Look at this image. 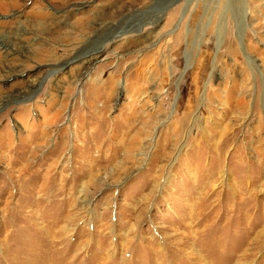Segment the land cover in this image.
Wrapping results in <instances>:
<instances>
[{"label":"rangeland","instance_id":"obj_1","mask_svg":"<svg viewBox=\"0 0 264 264\" xmlns=\"http://www.w3.org/2000/svg\"><path fill=\"white\" fill-rule=\"evenodd\" d=\"M0 4V264H264V0Z\"/></svg>","mask_w":264,"mask_h":264},{"label":"bare ground","instance_id":"obj_2","mask_svg":"<svg viewBox=\"0 0 264 264\" xmlns=\"http://www.w3.org/2000/svg\"><path fill=\"white\" fill-rule=\"evenodd\" d=\"M243 1L244 0H232V4H233L232 9L235 11L236 17L238 19H242V17L244 16L245 13L246 14L249 13V17H252L254 14L251 9L246 10V6L243 5ZM1 7H3L2 4H0V8ZM103 11L104 12L102 13L101 17H107L108 16L107 11H109V9H104ZM53 19L54 18L52 16V21L49 24H47L49 26L47 34L49 33V35L52 37L56 36L57 34H59V32L65 30V27L69 26V22H67V21H64L62 23V21L56 22L57 21V20H55L56 18L54 19V21H53ZM251 22H252V19L249 20V23H251ZM90 29L93 32V28L90 27ZM17 33H18L17 31L14 32V35L12 34L11 36H8L7 39L3 38L4 40H2L0 38V50L4 51L6 56L8 55V57H6V58H12L13 57L14 59H18V58L20 59L21 58L20 57L21 52L24 50V46L22 45V42H24L25 38L33 40V39H31L32 38L31 36H33V34H32V31H30V30L24 31L23 34H21V35H18ZM127 40L128 39H126V41ZM29 48H30V46H29ZM15 68H17V67L14 66L12 69H15ZM12 69H10V70H12Z\"/></svg>","mask_w":264,"mask_h":264}]
</instances>
